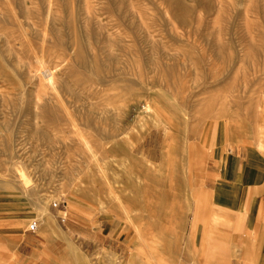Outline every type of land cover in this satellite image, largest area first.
<instances>
[{
    "label": "rangeland",
    "instance_id": "1",
    "mask_svg": "<svg viewBox=\"0 0 264 264\" xmlns=\"http://www.w3.org/2000/svg\"><path fill=\"white\" fill-rule=\"evenodd\" d=\"M216 139L264 150V0H0V201L66 264H191Z\"/></svg>",
    "mask_w": 264,
    "mask_h": 264
},
{
    "label": "crops",
    "instance_id": "2",
    "mask_svg": "<svg viewBox=\"0 0 264 264\" xmlns=\"http://www.w3.org/2000/svg\"><path fill=\"white\" fill-rule=\"evenodd\" d=\"M219 141L213 145L206 208L194 224L188 259L191 264H264V150ZM24 220L17 206L7 210L0 201V264H66L67 253L54 248L52 232H32Z\"/></svg>",
    "mask_w": 264,
    "mask_h": 264
},
{
    "label": "built area",
    "instance_id": "3",
    "mask_svg": "<svg viewBox=\"0 0 264 264\" xmlns=\"http://www.w3.org/2000/svg\"><path fill=\"white\" fill-rule=\"evenodd\" d=\"M30 231L35 232L38 229V223L36 221H33L29 224V228Z\"/></svg>",
    "mask_w": 264,
    "mask_h": 264
}]
</instances>
